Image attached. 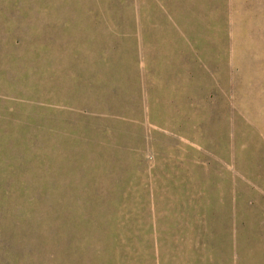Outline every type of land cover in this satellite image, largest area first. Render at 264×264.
<instances>
[{
    "label": "rangeland",
    "instance_id": "1",
    "mask_svg": "<svg viewBox=\"0 0 264 264\" xmlns=\"http://www.w3.org/2000/svg\"><path fill=\"white\" fill-rule=\"evenodd\" d=\"M0 264H264V0H0Z\"/></svg>",
    "mask_w": 264,
    "mask_h": 264
}]
</instances>
